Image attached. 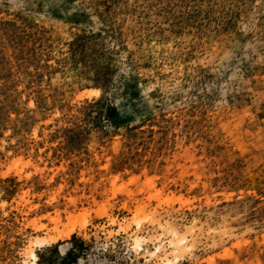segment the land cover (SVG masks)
I'll use <instances>...</instances> for the list:
<instances>
[{
    "label": "rangeland",
    "instance_id": "1",
    "mask_svg": "<svg viewBox=\"0 0 264 264\" xmlns=\"http://www.w3.org/2000/svg\"><path fill=\"white\" fill-rule=\"evenodd\" d=\"M264 264V0H0V264Z\"/></svg>",
    "mask_w": 264,
    "mask_h": 264
},
{
    "label": "bare ground",
    "instance_id": "2",
    "mask_svg": "<svg viewBox=\"0 0 264 264\" xmlns=\"http://www.w3.org/2000/svg\"><path fill=\"white\" fill-rule=\"evenodd\" d=\"M31 254V262H26L25 264H38L37 263V260H36V256H35V254H33V253H30Z\"/></svg>",
    "mask_w": 264,
    "mask_h": 264
}]
</instances>
